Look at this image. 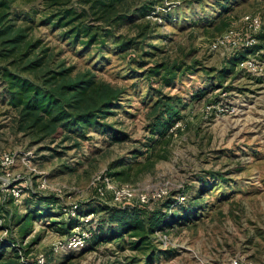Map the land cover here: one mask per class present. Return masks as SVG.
<instances>
[{
	"label": "rangeland",
	"instance_id": "1",
	"mask_svg": "<svg viewBox=\"0 0 264 264\" xmlns=\"http://www.w3.org/2000/svg\"><path fill=\"white\" fill-rule=\"evenodd\" d=\"M172 3L180 6L170 11L175 21L150 18L147 37L139 39V29L132 24L121 30L133 39L128 51L113 40L103 48L71 42L62 30L45 21L42 0H16L11 5L7 21L15 30L27 28L21 51L44 58L38 75H43V67L65 68L71 70L70 77L91 74L122 91L114 113L103 120L112 127L111 132L92 126L83 135L69 128L68 139L55 141L40 140L20 129L17 113L0 103V158L6 152L16 154L19 161L13 171L20 173L22 179L17 183L23 187L20 200H6L0 215L10 225L9 234L24 247L35 240L31 259L42 253L49 264H227L236 255L259 264L264 261V0H163L166 7ZM247 16L259 18L258 30L250 27ZM229 29L239 37L255 39L250 57L256 62L248 69L239 66L219 82L218 71L224 68L227 56L241 51L211 49L212 42ZM28 44L36 45L27 48ZM148 45L161 49L157 56L145 53L154 51ZM155 62L183 67L174 79L167 80L163 72L149 77L147 70ZM155 89L166 97L162 104L169 103L180 117L159 143L150 131L160 112L155 106ZM172 96L175 104L168 101ZM136 151L145 154L136 157ZM28 152L36 172L20 161ZM122 169H126L124 174L112 176L116 184L128 183L146 191L169 187L161 201L147 204L149 211L178 199L181 205L172 212L180 214L199 197L203 208L197 220H180L166 232L151 235L147 246L133 248L137 238L120 236L118 225L103 212L116 206L110 193L100 199L94 189L98 179ZM3 175L0 166V180ZM43 180L50 187L47 191L38 189ZM35 192L53 194L59 204L53 206L55 217L35 219L21 239V226L16 223L26 214ZM31 204L28 207L33 209L35 204ZM75 204L79 215L94 212L85 228L100 231L78 250L59 245L69 234L63 236L58 224L67 230L71 221L80 220L71 218L76 209L64 211ZM52 221L59 223L49 224ZM114 233L119 236H112Z\"/></svg>",
	"mask_w": 264,
	"mask_h": 264
},
{
	"label": "trees",
	"instance_id": "2",
	"mask_svg": "<svg viewBox=\"0 0 264 264\" xmlns=\"http://www.w3.org/2000/svg\"><path fill=\"white\" fill-rule=\"evenodd\" d=\"M15 1L0 0V82L2 83L0 103L17 113L20 129L37 136L40 140L47 138L52 141L57 138L68 139L66 130L69 128L78 129L83 135L88 133L92 126H97L104 133L111 132L112 127L103 120L114 113L113 109L116 108L122 91L105 81L97 80L91 74L70 77L71 70L65 68L46 70L47 68L43 67V75H38L36 71L43 66L44 58H32L29 50L24 53L21 51L27 28L18 27L15 30V25L7 21L11 15V5ZM193 2L189 3L187 8H191ZM42 3L45 21L55 29L62 30L71 42H79L86 47L98 45L103 48L108 41L113 40L124 51L131 50L129 45L133 39L122 34V29L132 24L136 29H139V39L145 38L147 30L151 27L150 18H160L163 23L174 22L175 18L170 11L172 8L177 10L180 7L177 3L166 7L163 0H42ZM183 20L184 22L188 21V19ZM141 21L145 22L143 26L140 24ZM167 38L165 37V40ZM139 42L144 44L143 41ZM35 45L28 44L27 48ZM148 46L154 49V51H145L151 57L157 56L161 50L154 45ZM255 47L256 45L243 48L241 51L227 56L224 68L218 71L219 82L223 81V78L228 74L234 73L235 69H238L240 64L255 51ZM4 61L7 64H2ZM182 67L180 64L169 65L166 62H155L147 70L146 75L149 77L162 76L160 72H163L167 80L168 78L174 79ZM205 70L206 73L210 72L209 68ZM27 72L33 75L24 76L23 73ZM155 92L157 94L155 106L160 109V112L154 117L150 131L154 136H157L156 142L159 143L161 138L168 135L169 126L180 117H177V112L173 110V107H170L169 103L162 104V100L166 99L163 92L156 89ZM174 98L173 96L169 97L168 101L175 104ZM134 154L136 157H141L145 152L136 151ZM125 170L107 173V175L113 180L112 176H121ZM198 198L195 197L191 207L184 208L180 214L172 212L173 209L181 205L178 199L176 201L169 199L164 202L163 209L160 210L149 211L147 204L133 203L125 206L116 205L103 212L108 213L112 222L118 225L120 236L130 234L137 238L133 243V248L139 249L142 246H147L151 235L157 231L166 232L180 220L185 223L197 220V214L203 208ZM10 200L14 201L13 198ZM28 202L26 214L16 223V226H21L22 233H19L21 239L32 229L31 226L35 219L55 217L53 206L59 204V199L53 194L45 195L35 192L31 194ZM31 203L35 204L33 209L28 207L32 205ZM76 211L74 217L71 218H80V220L71 221L73 225L67 230L58 221H52L49 224L57 225L59 223L61 234L63 236L70 235L75 227L83 226L82 218L94 214V212H90L79 215L80 208L77 204ZM2 217L5 216L0 215V218ZM3 228H8L10 232L7 219L5 224L0 225V232ZM90 232L91 237L87 240V244L95 240L100 231L97 233L90 229ZM112 236L118 237L119 235L114 233ZM0 242V264H31L30 248L35 240L24 247L8 233L5 236H0ZM7 250L9 251L6 252Z\"/></svg>",
	"mask_w": 264,
	"mask_h": 264
},
{
	"label": "built area",
	"instance_id": "3",
	"mask_svg": "<svg viewBox=\"0 0 264 264\" xmlns=\"http://www.w3.org/2000/svg\"><path fill=\"white\" fill-rule=\"evenodd\" d=\"M250 27L253 30L259 29V18L258 17H250L247 16L245 19ZM259 21V22H258ZM255 43L254 38H246V37H239V33H237L233 29H229L224 35L220 36L219 38L215 39L211 44L212 50H218L223 47L233 48V51H237L239 48H247L252 47ZM242 47V48H241ZM253 62H256L254 58L249 57L243 63L240 64L242 68H252ZM16 161H19L16 154L11 152L3 153L0 158V166L4 171V175L0 180V192H3V196L0 197V207L5 203L6 200L13 198L15 202H18L20 198L23 196V187L20 182L22 177L20 173L16 174L13 171V167L16 164ZM20 161L24 166H26L30 171L36 172L35 167H33V155L31 152L25 153L21 158ZM49 185L46 183L45 180L39 183L38 189L41 191H47L49 189ZM95 194L98 198L104 199L110 193L111 201L114 205L125 206L131 205L133 203H140V204H148L150 201H157L161 200L167 196L169 192V187L164 186L158 189L153 190H141L131 184H116L114 183L109 177H103L98 179L94 183ZM75 210L76 204L69 208H64L65 210ZM73 216L76 213H72ZM83 222V226L75 227L69 236H67L63 242H60L59 245H67L68 248L72 250L81 249L84 245H87V240L91 237L90 229H86L85 225L91 222V216H87L81 219ZM6 223L5 218H0V225ZM2 236H5L9 233L8 228L2 229ZM58 248V246L56 247ZM21 254V252H20ZM31 264H49L45 254H38L31 260ZM227 264H259L252 259L247 257L236 255L229 259ZM260 264H264V261Z\"/></svg>",
	"mask_w": 264,
	"mask_h": 264
}]
</instances>
